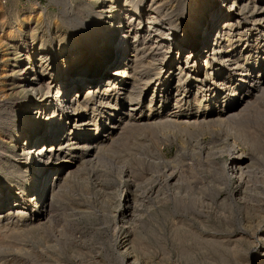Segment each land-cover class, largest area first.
<instances>
[{
    "label": "bare ground",
    "instance_id": "1",
    "mask_svg": "<svg viewBox=\"0 0 264 264\" xmlns=\"http://www.w3.org/2000/svg\"><path fill=\"white\" fill-rule=\"evenodd\" d=\"M147 1L81 0L82 9L71 22L74 32L66 35L56 29L55 50L44 47L39 36L34 53L13 56L0 65V87L5 86L10 97L0 119L11 125L10 130L0 128V234L13 224L2 232L0 247L17 249L14 239L30 233L49 208L66 199L71 179L83 168L84 154L107 150L101 140L106 134L98 131L106 113L108 123L116 117L108 111L109 95L120 106L128 103L126 111L119 108L114 124L126 122L131 111L145 105L148 116H140L139 127L175 129L189 137L196 134L192 122L177 115L189 110L192 100L198 113L204 100L201 123L224 126L230 142L204 147L201 166L215 191L232 180L231 196L219 199L227 210L221 216L236 207L242 219L240 226L233 222L239 226L234 231L202 236L189 228L178 239L194 241L204 253V264H264V149L247 133L250 124L264 122V114L254 121L249 112L252 102L264 96V53L255 55L258 49L264 52V0ZM25 3L30 5L9 11L11 23L4 25L1 17L0 40L5 37L15 46L29 25L34 43L40 9L31 8V0ZM62 70L65 75L60 77ZM185 178L176 177L175 183L186 182ZM131 195L127 182L114 216L125 239L119 257L125 264H140L125 237ZM184 201L176 199L177 209L192 211L193 200ZM19 221L27 224L14 226ZM133 247L144 254L140 243ZM192 252H185L187 258Z\"/></svg>",
    "mask_w": 264,
    "mask_h": 264
},
{
    "label": "rangeland",
    "instance_id": "2",
    "mask_svg": "<svg viewBox=\"0 0 264 264\" xmlns=\"http://www.w3.org/2000/svg\"><path fill=\"white\" fill-rule=\"evenodd\" d=\"M80 1L38 0L36 3L31 0V8L35 6L34 8L40 9L36 19L37 37L31 44L30 26L27 25L20 35V40L14 43L15 46L11 45L5 37L0 40V65L5 66L7 60L13 56L24 55L37 49L39 36L43 37L44 47L52 46V50H55L52 41L56 35V29L66 35L74 32L71 22L75 21L76 14L82 9L78 5ZM148 2L144 0L143 4ZM27 5L30 4H26L23 0H0L2 23L5 25L12 22V15L9 11L15 8L18 10ZM258 50L255 55L263 56V49ZM61 73L59 76L63 77L65 72ZM191 77L188 74L186 79L189 80ZM4 87H0V113L10 99L9 91ZM147 93L146 97L150 95V91ZM106 99L111 104L108 111L116 115L115 120L119 116V108H122V111L128 109V103L120 106V101L116 102L114 96L109 95ZM161 99L166 102L163 95ZM259 99H256L257 102L254 100V104L252 102L249 108L254 121L257 120L256 116L260 114L262 117L264 114V96ZM144 100L143 103H146ZM170 101L171 99L167 102ZM191 103L192 107L189 110H182L177 117L183 122L188 120L192 122L191 128L196 130L193 137L178 134L175 129H164L166 131H163L159 127L151 128L152 130L139 127L141 117L148 116V109L145 105L142 110L140 108L141 113L140 110L131 111L126 116V122L117 124L113 123L115 120L108 123L106 113L100 120L98 132L100 135L106 134V137H102L101 140H104L102 147L105 146L107 150L99 152L90 150L84 154L83 168L71 179L66 199L49 208L48 213H44L40 221L35 222L30 233L14 239L13 246L17 249L0 247V264H125L119 257L120 246L125 241L124 234L121 233L122 225L114 216L118 214V209L122 204L121 195L127 182L134 195L130 196L134 203L129 202L130 211L127 212L126 219L129 220L130 225L125 227V237L130 243V252L138 254L140 264H191L190 261H200V264L203 260L201 256L204 254L203 251L194 247V241H179L180 232H185L183 229L190 228L197 234L206 236L212 231H234L240 226L242 213L234 207L230 212L231 216L226 213L227 217H230L221 216L227 210L222 209L219 199L231 196L232 180L228 181L227 187L224 186L219 191H215L210 176L201 166L203 154L206 152L205 148L223 146L225 142H230L229 135L223 128L224 126H206L201 123L206 101L201 102L198 113L193 100ZM168 106L173 107L171 104ZM173 111L174 109L171 108L170 113L173 114L175 112ZM213 114L217 115V111ZM198 118L200 119L197 120ZM258 121L247 127V133L259 139L264 149V122ZM15 123L17 124L18 121L15 120ZM113 124L116 125L115 129L112 127ZM6 126H8L7 129H11V125H7L4 118L0 119L1 130ZM113 130L115 132L112 135ZM10 148H12L11 145ZM196 151L200 157L195 154ZM261 163L264 169V162ZM180 175L183 178L189 176L187 179L192 181L183 182L190 185L192 190L189 188L188 190L181 181L179 184L175 183L176 177H181ZM192 175L198 180H195V177L191 179ZM184 189L186 192L183 191ZM187 193H190L189 196ZM136 194L137 198L134 200ZM176 199L185 200L184 202L193 200L194 209H191L192 211L177 209ZM233 210L234 213H232ZM196 212L200 215H196ZM236 221L239 226H236ZM25 224L27 223L19 221L14 226L25 227ZM11 225L13 224H7V228L5 226L6 229L1 231L10 229ZM178 226L183 228H178ZM136 243L141 244V248L145 251L144 254L133 247ZM186 251L192 252L191 257L187 258ZM198 258L202 259L198 260Z\"/></svg>",
    "mask_w": 264,
    "mask_h": 264
},
{
    "label": "built area",
    "instance_id": "3",
    "mask_svg": "<svg viewBox=\"0 0 264 264\" xmlns=\"http://www.w3.org/2000/svg\"><path fill=\"white\" fill-rule=\"evenodd\" d=\"M36 2L38 1V0H35ZM23 2H30V0H23Z\"/></svg>",
    "mask_w": 264,
    "mask_h": 264
}]
</instances>
